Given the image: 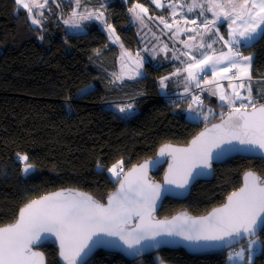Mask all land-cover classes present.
<instances>
[{"label":"trees","instance_id":"16d2710c","mask_svg":"<svg viewBox=\"0 0 264 264\" xmlns=\"http://www.w3.org/2000/svg\"><path fill=\"white\" fill-rule=\"evenodd\" d=\"M162 1L164 7L158 10L151 0H127V4L107 0L105 15L126 49L140 46L128 8L139 3L150 13L164 14L169 12V3H184V0ZM58 2L60 8L50 0L41 26H33L27 11L17 10L14 0H0V226L12 223L19 209L30 200L60 188H77L104 201L117 183L107 173L112 164L123 159L126 170L153 157L164 143L186 144L203 126L228 110L204 92L203 109H211L215 118L186 119L190 98L170 95L169 84L168 94L159 92L158 80L173 73L174 62L156 65L149 61L140 78L114 82L111 73L117 69V44L95 21L83 22V42H78L62 21L74 4L72 0ZM83 3L96 9L102 1L83 0ZM82 9L85 8H79ZM253 43L254 46L244 45L241 51L254 54L251 83L254 95L264 94V39L258 38ZM81 89L88 94H82ZM128 103L134 108L126 116L113 108ZM18 153L27 155L35 165L27 177L22 176L23 163L17 159ZM98 161L104 166L102 173L97 168ZM248 170L264 177V160L235 157L214 166L210 181L195 183L186 200L166 199L158 216L168 217L183 210L193 215L208 212L241 185L242 175ZM162 172L163 169L155 173L154 179L160 180ZM260 239L264 240V234ZM41 250L47 264H59L52 245L47 244ZM161 261L228 264L227 251L192 256L171 249L134 261L118 254L97 252L87 264ZM253 264H264V245L254 255Z\"/></svg>","mask_w":264,"mask_h":264},{"label":"snow or ice","instance_id":"6c2138e0","mask_svg":"<svg viewBox=\"0 0 264 264\" xmlns=\"http://www.w3.org/2000/svg\"><path fill=\"white\" fill-rule=\"evenodd\" d=\"M57 8L61 7L58 0H51ZM72 19L65 20L73 28H80L79 21L98 20L104 25L113 43H119L120 37L108 22L105 12L100 8L88 10L83 0H72ZM158 8L164 7L162 0H152ZM14 5L26 9L33 25H39L36 17L43 16V12H34V9H44L49 0H14ZM206 11L212 13L213 19L200 21L203 32L196 31L195 36L184 42L185 51L169 49L165 44L160 51L172 52L171 59L178 60L181 56L182 68H177L170 76H180L187 73L184 79V93L190 92L194 85L201 88V83L215 84V91L209 89L212 95H219V100L227 106V112L220 113V123L212 124L189 143L187 148H174L164 145L159 150V156L166 153L173 158L169 164L164 184L175 185L184 189L190 178L198 174L194 170L210 169L211 160L224 154V145H239L252 152L264 154V94L254 95L251 83V69L255 59L254 54L243 55L241 47L253 44L257 39H264V0H206ZM84 7L85 11L77 9ZM181 7H187L188 12L200 8L199 16L205 15V4L201 0H184ZM147 14L141 4H135L129 9L135 20L144 25L143 16L136 12ZM172 15H176V5H172ZM79 17V21L75 18ZM228 24L227 39L216 27L221 20ZM159 21L164 28L171 29L172 24L163 17ZM197 24L196 20L190 21ZM146 26V25H144ZM215 28V33H212ZM179 29L177 30V32ZM189 31H195L190 29ZM177 32L172 35L176 36ZM200 37L199 42L196 37ZM239 37V39H237ZM42 38V37H41ZM114 38V39H113ZM216 38L223 41L227 51L217 50L214 47ZM211 40V43L207 41ZM123 48V45H120ZM199 51V57L191 49ZM202 50V51H201ZM98 54V53H97ZM127 54V53H125ZM130 55V54H128ZM139 57V53H137ZM165 58H168L167 56ZM135 67L122 66L119 74L113 73L114 82L120 81L127 74L128 79L142 76L143 60L136 59ZM233 70H235L233 72ZM211 72V79L208 73ZM231 73V74H230ZM170 76L161 77L159 87L163 90L168 87ZM229 81L227 89L219 80ZM238 81V83H233ZM243 90V92L241 91ZM204 91V89H201ZM82 94H88L81 89ZM135 99V98H133ZM204 101L200 95L193 94L188 107L207 121L209 116L215 118L211 109L205 113ZM134 108L132 103L119 107L121 113L130 112ZM226 117V118H225ZM17 159L23 163V172L29 173L35 165L29 162L27 155L17 154ZM158 161H146L131 170L125 171L123 159L112 164L107 169L111 177L118 182L119 187L110 193L106 203L93 198L87 193L75 190H66L51 193L30 200L18 211L17 217L11 224L0 226V264H45L44 253L36 247L42 241L54 236L59 243V256L63 264H81V259L91 250L93 244L107 243L103 237H115L128 249L131 254L139 255L145 247H155L161 241L158 237L179 236L189 242H205L209 244H223L226 248L240 243L239 251H229V262L242 261L243 264H253V254L257 245H264L260 236L264 234V177L254 171H248L243 178V185L231 192L226 202L214 208L208 215L191 218L187 214L173 217L171 221L156 220L153 213L157 200L161 196L162 185L148 178L149 165L155 166ZM103 164L97 162V168L103 172ZM95 238V239H94ZM151 241L147 244L142 242ZM160 264H163L161 261Z\"/></svg>","mask_w":264,"mask_h":264},{"label":"rangeland","instance_id":"374dc122","mask_svg":"<svg viewBox=\"0 0 264 264\" xmlns=\"http://www.w3.org/2000/svg\"><path fill=\"white\" fill-rule=\"evenodd\" d=\"M102 1L107 3V0H102ZM121 1H123L124 3L127 4V0H121ZM151 3H152V0H151ZM162 3L164 5L163 1H162ZM201 3L205 4V15L203 17L200 16L199 18L196 17L195 20L197 21V24H192L190 21L193 20L192 19L193 15H195L196 12L199 13L201 11V9L199 7L195 8L193 10V12H188L187 11V7H183L181 9H179V12H178V8L176 7V15L173 16L172 15V7H170V12L169 13H164L163 14V13H161V11L160 12L159 11H155L154 13H150L148 8H146L144 5L141 4L145 9H147V14L140 13V9H136V12L140 13L143 16L144 25H146V26L141 25V23L139 21L134 19L132 13L129 12L130 23L136 27L137 35H138L139 40H140V46L137 47L135 50H129V49H126L124 46H123V48H121V46H120L122 44L121 40L119 41V43H116L117 46H118L117 69L114 72L111 73L112 79L114 80V77H113L112 74L113 73L119 74L121 72L122 66H124V65L128 66L127 68H125V73H127L128 68H134L135 67L134 61L136 59H138V58L143 60L142 73H143V70H144L145 63H147L149 61L152 62L153 64L161 65V64H165V63L173 62V61L181 62V60H187V57H183V56H181L180 59H178V60H173V59H171V57H172V52L171 51H168L167 53H165V52L160 51V49L163 47V45L167 44L168 48L170 50L175 48V49L179 50L180 52H182V51L186 50L184 48V42H187L189 45L194 43V41L189 40V37L190 36H195L196 35V31L203 32V28L200 27V21L204 20L205 18L208 19V20H212L213 19L212 13L209 12V11H206V7H207L206 0H201ZM135 4H139V3H134L133 5H131L128 8V10L130 8H132ZM153 6L156 9H158V10L161 9V8H158L155 4H153ZM98 8H100V7H98ZM98 8H96V9H98ZM47 9H48V6L46 8H44V9H34V12L39 11V12H43L44 13ZM87 9L88 10H95V9H92V8H87ZM101 10L104 11V8L101 9ZM77 11L83 12V11H85V9H82V10L77 9ZM182 12L187 17L181 15ZM27 14H28V12H27ZM160 16H163L168 21V23L172 24V28L171 29L164 28V25L161 24L160 21H159V17ZM42 17L43 16L36 17V18H38L40 20V24L39 25H33L31 23V20L29 19V16H28V19H29L30 23L33 26H41ZM70 19H72V11H70L65 17H63L62 21L64 22L65 20H70ZM75 19L77 21H79V17L78 16ZM86 21H95L103 29V31L106 33V35L109 38L108 31L105 30L104 25L101 24L100 21H98V20H83V21H79L80 28H73L69 24H65V23L64 24H65V26L67 28V31L70 32V33H73L74 36L76 37V40L78 42H83V38H82V30H83L82 24H83V22H86ZM221 24H224V27H220ZM216 27H218L220 29V33L225 36V39H227V34H228V24H227V22H225L223 20V18H221V20L217 22ZM178 29H179V31L177 32ZM190 29H193L195 31H189ZM173 32H177V35L173 36L172 35ZM214 33H215V28H213L212 33H210L209 35H213ZM217 39L218 38H216V43L214 44V47L217 50V52H219L220 50L227 51V48L223 47V41H220V42H222V45H221L220 42ZM237 39H239V37H237ZM110 40H112V39H110ZM199 41H200V37L197 36L195 42H199ZM207 42L211 43L212 41L208 40ZM191 51L195 52L197 54V56L199 57V51H197V49L192 48ZM125 53H127V54H125ZM137 53H139V57H137ZM128 54H130V55H128ZM243 55H250V54L249 53H247V54L243 53ZM166 56L168 58H165ZM234 71L235 70H233V72ZM186 75H187V73L185 74V76ZM180 76H176L177 81L180 82L179 79H181V78L184 81L182 72H181ZM140 77L141 76L136 77L135 79H138ZM208 78L209 79L212 78L211 77V72L208 73ZM176 79H172L173 82L169 83L170 88H172L174 80H176ZM124 80H134V79H128L127 78V74H125V76H124V78L122 80L116 81V82H121V81H124ZM159 80H158V85H159ZM219 83L221 85H223L224 88L228 92L231 91V89H227V85L229 83V81L227 79L219 80ZM233 83H238V81H233ZM180 85H182V82H181ZM201 85H206V89L208 90L209 94L213 98H216V100H218L219 102H222V101L219 100V95L218 94L217 95H212L211 92L209 91V89H211L212 91H215V84H204L202 82ZM180 91L184 92V86L182 87V89ZM241 91L243 92V90H241ZM159 92L162 95H165V92H167V90H166V88L162 90L159 87ZM120 106H122V105H120ZM120 106L119 105L113 106V108L116 110V112H118L120 115L126 116L129 113H131V111L130 112L121 113L119 111V107ZM193 108L196 109V110L195 111H190L189 107H188L187 113H186V119H188L190 121H198L200 119V117H203V116L197 115V111H200V109H197L196 105H193ZM202 110L205 113L208 112V109H206V108H204ZM107 173H108V171H107ZM108 174L111 176L110 173H108ZM260 247H261V245H257L256 246L254 254H253V258H254V255L260 250ZM240 249H241V244L238 245L237 247L231 248L230 250L227 251V256H228L229 251H233V250L239 251ZM241 263H243V262L242 261H235V262H229L228 261V264H241Z\"/></svg>","mask_w":264,"mask_h":264},{"label":"water","instance_id":"95a60500","mask_svg":"<svg viewBox=\"0 0 264 264\" xmlns=\"http://www.w3.org/2000/svg\"><path fill=\"white\" fill-rule=\"evenodd\" d=\"M214 123H220V117L218 119L214 120L213 122L203 126L186 144L164 143L158 147V149L156 150V153L153 157L144 159V160H142L136 164H133L132 166H130L129 168H127L125 170L127 172V171L131 170L134 166H138L139 164H142L146 161H158V163L155 166H152V164H150L149 168L147 170L148 178L151 181L162 185L161 196L157 200L156 208H155V211L153 213L156 220L167 219V220L171 221L173 217H178V216H181L182 214H187L191 218H199V217H204V216L208 215V213L211 212L214 208H217V207L221 206L223 203H225L226 198L230 193L226 196V198L222 204L211 208L208 212L201 214V215H193V214L183 210V211H179V212H177L171 216H168V217H159L158 212H159L163 202L166 199H172V200H178V201L186 200L190 194L191 188L193 187V185L195 183H197L199 181H210L213 178L214 166H216V165L222 164L223 162L230 160L232 158H235V157L261 158L264 160V154H261L258 151L252 152V151L246 150L243 146H239V145H235V144L234 145H224L223 146L225 149L224 154L222 156H220L219 158L214 157L211 160V168L210 169L194 170V172H197L198 174H195L190 178L189 184L184 189L177 188L175 185L164 184L165 176L169 170V164L172 163L173 158L171 156H169L167 153L164 156H159L158 153H159V150L161 149V147H163L164 145H170L174 148H187L189 146V143L193 140V138L197 137L201 132H204L206 130V128H211L212 124H214ZM161 169H163L161 179L160 180L154 179L153 175ZM33 171H34V169L32 171H30L29 173L25 174L22 170V176L27 177L30 174H32ZM248 171H251V170H248ZM248 171H245L243 173L242 179H241V185L237 189H239L243 185L244 175ZM118 187H119V184L117 182L115 188L111 192H109L106 195V197L104 198V201H101V202L106 203L108 195L110 193H114ZM66 190H75L78 192L87 193V192L80 190V189H77V188L66 187V188H60V189H56L54 191L47 192V193H45L39 197H36L34 199H39L42 196L49 195L51 193L66 191ZM236 190H234V191H236ZM87 194L91 195L93 198H95L92 194H90V193H87ZM95 199H97V198H95ZM6 225H8V224H6ZM6 225H3V226H6ZM103 239L105 241H107V243L98 244V245H96V244L91 245V250L87 252V255H84L82 257L81 264H87L89 262V260L97 252H106V253L118 254L127 260L134 261V260H137V259L145 256V255L153 254V253L159 252L163 249L183 250L188 255L201 256V255L210 254V253L226 252V251L230 250L231 248L240 244V243L232 244L231 246L226 248L223 244H209V243H205V242L195 243V242L186 241L182 237H179V236H174V237L165 236L162 238L161 237L157 238L161 242L159 244H157L155 247H145L140 252L139 255H135V254H131V250H128L122 244V242L119 241L118 238L103 237ZM142 243L151 244L153 242L148 241V242H142ZM47 244L52 245L57 250V254H58L57 260H58L59 264H63V261L60 259V256H59V243H58V241H56L54 236H49L48 239L42 241L41 244L36 247V250L43 252L41 250V248ZM44 257H45V255H44ZM45 264H47L46 257H45Z\"/></svg>","mask_w":264,"mask_h":264},{"label":"crops","instance_id":"0c3cea01","mask_svg":"<svg viewBox=\"0 0 264 264\" xmlns=\"http://www.w3.org/2000/svg\"><path fill=\"white\" fill-rule=\"evenodd\" d=\"M191 2V0L189 1V3ZM173 4H175L176 5V7L178 8V12H179V9H181V8H183V7H181V3H179V2H173V3H169L168 4V7H169V12H170V7H172V5ZM168 12V13H169ZM180 14V13H179ZM181 15H183V16H185L184 14H183V12H182V14ZM191 16V15H190ZM185 17H187V16H185ZM196 17H200L199 15H198V13L196 12L195 13V15H193V20H195L196 19ZM219 42H220V40L219 39H217ZM209 43V42H208ZM220 44L222 45V42H220ZM174 63H175V68H174V71L173 72H175L176 71V69L177 68H182L183 67V65L181 64V62H176V61H173ZM182 74H183V77L185 76V72H182ZM170 76V75H169ZM181 77V76H180ZM172 79H176V76H174V77H172V76H170V79L167 81V84H169L170 82H173L172 81ZM179 81L180 82H178L177 81V79L176 80H174V83H173V86H172V91L169 93L170 95H172V96H175V97H177V98H190V100H191V97L190 96H188V94H185L184 92H181L180 90L182 89V87L184 86V81L182 80V78L181 79H179ZM181 82H182V85H180L181 84ZM204 86V92L205 93H207L209 96H211L210 94H209V92H208V90L206 89V85H203ZM193 87H195V86H193L192 85V88ZM208 88V87H207ZM190 91H191V88H190ZM165 94H168L167 92H165ZM204 94V93H203ZM203 94L201 95V97L203 96ZM212 97V96H211ZM216 99V98H215ZM220 103H222V102H220ZM223 104V103H222ZM200 119H201V117H200ZM199 119V120H200ZM198 120V121H199Z\"/></svg>","mask_w":264,"mask_h":264},{"label":"built area","instance_id":"2783aa9c","mask_svg":"<svg viewBox=\"0 0 264 264\" xmlns=\"http://www.w3.org/2000/svg\"><path fill=\"white\" fill-rule=\"evenodd\" d=\"M201 89H205L203 85H201L200 89H197L196 87H193L191 91L189 92L188 96H192L193 94L202 95L204 91H201Z\"/></svg>","mask_w":264,"mask_h":264},{"label":"bare ground","instance_id":"6f19581e","mask_svg":"<svg viewBox=\"0 0 264 264\" xmlns=\"http://www.w3.org/2000/svg\"><path fill=\"white\" fill-rule=\"evenodd\" d=\"M102 1V0H101ZM103 4H106V2L102 1Z\"/></svg>","mask_w":264,"mask_h":264}]
</instances>
